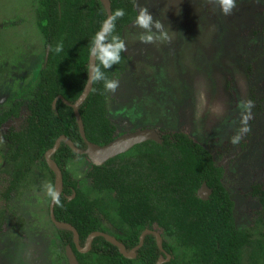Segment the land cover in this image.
Here are the masks:
<instances>
[{
    "label": "trees",
    "instance_id": "trees-1",
    "mask_svg": "<svg viewBox=\"0 0 264 264\" xmlns=\"http://www.w3.org/2000/svg\"><path fill=\"white\" fill-rule=\"evenodd\" d=\"M110 3L111 12L125 11L113 33L122 38L123 29L136 18V0ZM36 18L49 54L46 63L43 59L21 128H10L5 134L4 157L11 171L0 178V201L4 202L11 193L18 195L31 184L35 167L55 175L43 156L60 135L76 148H86L72 105L86 84L90 48L106 10L101 0H39ZM61 42L63 51L57 53L56 45ZM128 59L126 52L121 53V62L104 70L107 78L113 80L122 73ZM57 96L67 103L58 99L52 106ZM106 96L103 82H95L78 108L86 139L92 145H106L115 139L116 127L107 115ZM255 96L253 92L251 97ZM21 105L15 102L0 113V126L17 119ZM159 132L161 144L146 141L101 166L91 165L86 177L94 197L79 188L66 168L70 159H80L81 155L72 152L64 141L51 159L63 175L62 206L54 205L53 214L57 221L76 229L80 246L91 232H107L109 223L126 251L138 246L139 236L146 229L160 235L162 249L157 247L155 234L150 233L144 236L133 259L124 258L102 237L94 238L90 250L81 254L74 250L72 232L58 228L64 246L71 245L79 264H156L160 256L166 257L164 253L170 260L163 264H264V191L253 189L262 192V210L252 211L249 227L236 228L234 203L222 180L225 168L219 164L220 151L216 159L210 149L182 130ZM204 182L212 191L205 201L197 196Z\"/></svg>",
    "mask_w": 264,
    "mask_h": 264
},
{
    "label": "rangeland",
    "instance_id": "rangeland-1",
    "mask_svg": "<svg viewBox=\"0 0 264 264\" xmlns=\"http://www.w3.org/2000/svg\"><path fill=\"white\" fill-rule=\"evenodd\" d=\"M38 2L0 0V112L16 99H29V92L37 86L45 54L44 39L36 25ZM137 3L161 21L170 42L142 43L139 37L143 30L133 26L135 19L124 28L129 59L124 71L113 78L119 81V89L106 96L115 136L132 133L135 128L182 130L215 157L220 151L219 160L225 167L222 180L234 203V223L236 228L245 229L250 226V209L258 206L249 191L254 183L264 187V100L261 111L252 109L251 131L243 139L244 148L232 146L229 137L240 127L238 102L251 99L252 87L256 95L264 91V0H236L237 7L227 16L211 0ZM18 121L0 127L4 141L0 143V178L11 171L4 157V134L9 126L19 128ZM68 168L79 186L94 197L86 177L90 162L86 158L70 161ZM47 184L46 180L35 188L27 184L21 198L11 196L9 211L0 201L4 233L16 232L18 237L14 235L13 242L0 238V264H68L64 245L48 221ZM36 206L42 208L45 218L36 212L24 229L21 220L31 216ZM105 228L114 235L112 225L106 223ZM9 247L14 253L18 248V259L8 252Z\"/></svg>",
    "mask_w": 264,
    "mask_h": 264
},
{
    "label": "clouds",
    "instance_id": "clouds-1",
    "mask_svg": "<svg viewBox=\"0 0 264 264\" xmlns=\"http://www.w3.org/2000/svg\"><path fill=\"white\" fill-rule=\"evenodd\" d=\"M211 2L215 3L219 7L220 12L225 16L231 15L233 10L237 7L236 0H211ZM136 8H137V15H136L133 26L138 27L143 30L142 34L139 37L140 41L144 44H154L157 41H169L170 42L168 31L165 29V26L161 23V21L154 19L153 15L149 12L147 7L141 6L139 3H137ZM124 16H125V11L123 9H117L114 12L110 13L108 18L102 23L101 29L95 34L93 41H92V47L90 48L91 61L89 63V70H88L89 84L95 83V82H103L105 90L113 94L116 93L117 90L119 89L120 83L118 80L108 79L104 70L111 69L113 65L119 64L121 62V53L127 51V45L125 41L120 36L113 34L115 32L116 21L118 19L123 18ZM55 51L57 53L63 51L62 42L56 45ZM254 107H255L254 102L251 99L241 100L238 102L237 108L240 111V122H239L240 127L236 130L234 135L229 137V141L231 144L233 145L240 144L241 141L244 139V137L251 131V128L249 126V121L252 118V109ZM3 142H4L3 138L0 137V143H3ZM45 187H46L47 195L50 197L53 204L56 206H62L60 192L54 189V187L50 183L47 184ZM103 233L111 235L108 232H103ZM111 236L114 237V235H111ZM161 242H162V238H161ZM66 246L67 245H65V247ZM69 246L71 247V245ZM84 246L85 244L83 246L79 245L80 248H84ZM74 250L78 252L75 249V247H74ZM89 250H90V245H89L88 251ZM81 254H85V253H81ZM164 255H166V257L169 256L166 253H164ZM166 257L164 258L160 256L159 258L166 259ZM169 260H170V256H169Z\"/></svg>",
    "mask_w": 264,
    "mask_h": 264
},
{
    "label": "water",
    "instance_id": "water-1",
    "mask_svg": "<svg viewBox=\"0 0 264 264\" xmlns=\"http://www.w3.org/2000/svg\"><path fill=\"white\" fill-rule=\"evenodd\" d=\"M101 1H102L104 8L106 10V18H105V20H106L108 18L109 14L112 13L111 12V3H110V0H101ZM48 54H49V46H47L45 49L44 63L47 62ZM90 61H91V57L89 54V63H90ZM88 70H89V64H88ZM92 86H93V83L89 84L88 75H87L86 84H85L80 96L77 98V100L72 105V109L74 112L76 122L79 125V134H80L81 138L86 143V149L85 150H79L74 146V144L71 140H69L65 136H60L55 141L54 146L52 148H50L45 153L46 163L48 164L50 169L55 174L54 189L58 190L60 192V195L62 192L63 177H62L60 169L58 168L56 163L50 159V156L58 150L62 141H65L67 143V145L69 146V148L74 153L87 155L88 158L91 160L92 164L95 166H101L107 160L112 159L113 157H115L119 154L125 153L126 151L130 150L134 145H137V144H140V143H143L146 141H153V142H156L158 144H161V142H162L161 138L157 134L158 132L156 130L145 129V130H141V131H137L134 133H130V134L120 136L119 138H117V139H115V140L111 141L110 143L103 145V146L92 145L86 139L83 122H82V119L78 113V108H79L80 104H82V102L86 99V97L88 96L89 92L92 89ZM57 99H60L64 103H67L61 96H58ZM57 99L54 100L53 104L56 103ZM210 193H211V190L206 187L205 183H203L200 186V188L197 190V195L202 200H206ZM53 210H54V204L51 201L50 206H49V212H50V219H51L52 223L55 225L56 228L67 229V230L72 232L73 244H74L75 249L79 253H86L89 249L90 242L96 237H102L106 241H108L109 243L116 246L119 253L124 258L132 259L135 257L136 249L138 247L142 246L143 238L148 233H154L155 234V240H156L157 246L161 249V237H160V235L158 233H156L154 231H150V230H144L142 232V234L139 236L138 246L135 248H132L128 252L125 250L124 246L120 242H118L113 236L105 234L103 232H99V231L90 233L86 238L84 248H80L79 242H78V233L75 230V228L70 224L56 221L54 218ZM65 255H66L68 264H79L77 259H76L75 253L73 252L72 248L69 245H67L65 247ZM168 260H169V256L166 257V259L159 258L157 260L156 264H162Z\"/></svg>",
    "mask_w": 264,
    "mask_h": 264
},
{
    "label": "flooded vegetation",
    "instance_id": "flooded-vegetation-1",
    "mask_svg": "<svg viewBox=\"0 0 264 264\" xmlns=\"http://www.w3.org/2000/svg\"><path fill=\"white\" fill-rule=\"evenodd\" d=\"M135 6H136V3H135ZM136 10V9H135ZM137 12V11H136ZM130 25V24H129ZM128 26V25H127ZM126 26V27H127ZM124 30V29H123ZM122 39H123V31H122ZM44 56H45V54H44ZM252 73V72H251ZM36 89V87L34 88V90ZM34 90H31L29 93H30V98H31V94H32V92L34 91ZM251 90H253V92L255 93V95H256V91H255V89H254V87H252V89ZM253 92H251V96H252V94H253ZM264 93V91L262 92V94ZM262 94H257L254 98H252L251 97V100L254 102V105H255V110H257L258 112L259 111H261L262 110V103H263V100H264V98H263V96H262ZM58 97V96H57ZM57 97L55 98V99H57ZM62 97V96H61ZM29 98V99H30ZM29 99H25V100H23V99H16L14 102H12V104L10 105V106H8L7 107V109H5L4 111H6V110H8L15 102H22V105L20 106V112H19V117L17 118V119H10L9 121H7L6 123H4L3 125H6L7 123H9V122H13V121H17V120H19L18 122H19V128H15L14 126H9L8 128H7V130H6V132H5V134L6 133H8V131L10 130V128H14L15 130H19L20 128H21V126H22V124H23V122H24V120H25V118L27 117L26 115V112H27V109H26V107H27V104H28V102H29ZM54 99V100H55ZM54 100H53V102H54ZM58 100V99H57ZM106 101H107V99H106ZM53 102H52V106H54L55 104H53ZM57 102V101H56ZM257 105H259V106H257ZM106 106H107V102H106ZM257 106V107H256ZM22 108H25V110L23 111L24 113H25V115H23L22 114ZM3 112V111H2ZM1 113V112H0ZM108 115V114H107ZM110 120V119H109ZM3 125H1L0 127H2ZM116 127V126H115ZM145 129H153V130H156L158 133V135L160 134V130L158 131V129H154V128H144V129H141V130H145ZM140 129H137V128H135V131L134 132H137V131H141ZM78 131H79V127H78ZM117 131V130H116ZM172 131H177V130H172ZM134 132H132V133H134ZM5 134H4V137H5V139H6V136H5ZM130 134V133H129ZM115 135H116V133H115ZM60 136H65V135H60ZM59 136V137H60ZM58 137V138H59ZM66 137V136H65ZM119 137V136H118ZM159 137H160V135H159ZM67 138V137H66ZM115 139H117V137L115 136ZM114 139V140H115ZM57 140V139H56ZM55 140V141H56ZM70 140V139H69ZM62 142H64V141H62ZM61 142V143H62ZM85 142V141H84ZM55 143V142H54ZM198 143H200V142H198ZM245 143H246V141L245 140H242L241 141V143L240 144H238V145H233L232 144V146H235L236 148H237V146L238 147H240V148H244V145H245ZM74 144V143H73ZM202 146H203V144L202 143H200ZM241 144H243V146H241ZM61 145V144H60ZM6 146H7V140H6ZM54 146V145H53ZM52 146V147H53ZM103 146V145H102ZM135 146V145H134ZM133 146V147H134ZM51 147V148H52ZM132 147V148H133ZM225 147L226 148H229L228 147V145H225ZM50 149V148H49ZM48 149V150H49ZM59 149V148H58ZM78 149V148H77ZM86 149V148H85ZM84 149V150H85ZM47 150V151H48ZM71 150V149H70ZM80 150V149H79ZM7 151V150H6ZM47 151H45V153L47 152ZM72 151V150H71ZM129 151V150H128ZM127 151V152H128ZM73 152V151H72ZM45 153H44V156H43V158H44V160H45ZM5 154H6V152H5ZM76 154V153H75ZM122 154H124V153H122ZM122 154H119V155H122ZM213 154V153H212ZM77 155H81L82 157L80 158V159H70L69 161H68V163H67V167L66 168H68V165H69V163H70V161L72 162V161H79V160H81V159H83V158H86L89 162H90V168H91V165H93L92 164V162H91V160L88 158V156L87 155H83V154H77ZM119 155H117V156H119ZM5 156V155H4ZM213 156L215 157V155L213 154ZM116 157V156H115ZM217 157V158H216ZM216 159H218V155H216ZM114 158V157H113ZM221 158H222V156H221ZM220 158V159H221ZM50 159H51V156H50ZM52 160V159H51ZM110 160V159H109ZM52 161H54V160H52ZM108 161V160H107ZM106 161V162H107ZM45 162H46V160H45ZM55 162V161H54ZM56 163V162H55ZM47 164V163H46ZM219 164H221V161H219ZM48 165V164H47ZM56 165H57V163H56ZM103 165V164H102ZM58 166V165H57ZM95 166V165H94ZM59 168V167H58ZM90 168L89 169H87V171H89L90 170ZM223 168H225L224 166H223ZM41 170V173L39 174V171H37V170ZM60 169V168H59ZM35 170H36V172H35ZM68 170H69V168H68ZM61 171V170H60ZM86 171V172H87ZM70 172V171H69ZM71 173V172H70ZM61 174H62V172H61ZM71 175H72V173H71ZM34 176V178H33V180L31 181V185H32V187H36V186H38L39 184H42L43 182H44V180H46V181H48L53 187H54V182H55V175L54 176H52L49 172H46L45 171V169L43 168V167H35L34 168V172H33V175L31 176V178ZM41 176H44L46 179H43L42 181H41V179H37L38 177H41ZM73 176V175H72ZM62 177H63V175H62ZM73 178H74V176H73ZM75 179V178H74ZM88 179V178H87ZM36 180H38L39 182H36ZM76 180V179H75ZM77 181V180H76ZM88 181H90V180H88ZM42 182V183H41ZM77 183H78V181H77ZM205 183V182H204ZM30 184V183H29ZM203 184V183H202ZM201 184V185H202ZM206 184V183H205ZM31 185L29 186V188L31 187ZM259 185V184H258ZM258 185H256L255 183H254V187L252 186L251 187V189H250V191H249V197H251V198H255V199H257V201H258V206L256 207V208H254V209H250V211H249V217H251V213H252V211H257V210H262V204H263V202H262V192H255V191H253V189H261L262 191H264V187L263 188H261L260 186H258ZM78 186H79V183H78ZM89 188H90V182H89ZM25 187H26V185H25ZM207 187V186H206ZM79 188H80V186H79ZM200 188V187H199ZM208 188V187H207ZM210 189V188H209ZM62 190H63V185H62ZM22 190H20L19 191V193H18V195H17V193H11V196H13V197H15V198H21L23 195H24V193L23 194H20V192H21ZM85 191V190H84ZM13 194V195H12ZM61 194H62V192H61ZM211 194V193H210ZM11 196H10V199H12L11 198ZM74 196H75V194H73L72 196H70L69 197V199H73L74 198ZM45 198H46V200H48L50 197L47 195V196H45ZM9 199V200H10ZM7 201V202H4V208L3 209H5L6 211H9L10 210V207H11V205H9V202L11 201ZM49 202H48V206L46 207V210H48V221L51 223V225L54 227V229H55V232H56V235H57V238L62 242V240L60 239V237L58 236V234H57V229L58 228H56L55 227V225L52 223V221H51V219H50V212H49V206H50V202H51V199L50 200H48ZM263 201H264V199H263ZM40 208V207H39ZM38 208V206H36V211H32L31 212V216H29L26 220H21V222H20V224H22V223H24L23 224V226H24V229H26V228H28L29 227V224L31 223V221L33 220V217H34V215H36V212L38 213V216H39V214L41 213V217H43V218H45L44 216V214L42 213L43 212V210H42V208H40L39 209ZM43 214V215H42ZM233 216H234V214H233ZM55 218V217H54ZM0 219H1V222H2V230H1V232H0V234L1 235H4V236H6L7 237V239L5 240V242L7 241V240H11L12 242L15 240V236L14 235H16V232H15V234H10L9 236L6 234V233H4L5 231L3 230V228H4V224H5V214L2 212V213H0ZM56 220V219H55ZM57 221V220H56ZM58 222H61V221H58ZM63 223H66V222H63ZM68 224V223H67ZM71 225V224H70ZM22 227V226H21ZM249 227V226H248ZM46 229H47V227L45 226V231H46ZM62 229V228H61ZM29 230L31 231V230H33V229H31V228H29ZM67 230V229H66ZM22 231V230H21ZM18 232V231H17ZM34 232V234H35V237H38V234H37V232L36 231H33ZM16 239H18V237H17V235H16ZM78 240H79V238H78ZM72 241H73V234H72ZM86 241V240H85ZM63 243V242H62ZM64 245V244H63ZM73 246H74V244H73ZM8 252L12 255V257H15V258H17L18 259V255L16 254L17 252H18V248H17V250H16V253H14L11 249H10V247H9V250H8ZM64 255H65V246H64Z\"/></svg>",
    "mask_w": 264,
    "mask_h": 264
}]
</instances>
